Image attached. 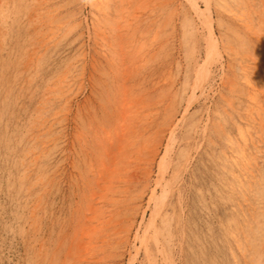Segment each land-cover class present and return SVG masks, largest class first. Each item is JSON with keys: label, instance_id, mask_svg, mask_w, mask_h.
Wrapping results in <instances>:
<instances>
[{"label": "rangeland", "instance_id": "obj_1", "mask_svg": "<svg viewBox=\"0 0 264 264\" xmlns=\"http://www.w3.org/2000/svg\"><path fill=\"white\" fill-rule=\"evenodd\" d=\"M242 1H211L217 56L187 0H0V264H149L136 236L151 227L160 243L151 238L152 251L161 246L173 264H264V88L253 101L248 94L256 89L238 68L264 87V0L248 7L259 38L240 20ZM122 36L121 48L109 47ZM256 56L261 68L251 65ZM210 62L207 82L194 93L198 69L204 76ZM229 75L245 95L230 92ZM120 79L130 87L132 141L124 142L125 172L114 175L122 180L104 181L97 151L117 138L120 118L106 106L122 92ZM98 122L113 125L111 139ZM170 133L175 144L167 149ZM162 172L168 189L155 188Z\"/></svg>", "mask_w": 264, "mask_h": 264}, {"label": "bare ground", "instance_id": "obj_2", "mask_svg": "<svg viewBox=\"0 0 264 264\" xmlns=\"http://www.w3.org/2000/svg\"><path fill=\"white\" fill-rule=\"evenodd\" d=\"M106 1H108V0H106ZM171 1V0H170ZM190 4H191V7H192V10L195 12L194 14L199 18V19H201L202 21H204V24L203 25H205L204 27H205V29H206V31H208L207 33L209 34V39H208V41H209V44L211 45V47H213V49H214V51H215V48L217 47L218 48V45L216 44L215 45V39H214V32L215 31H213V28H212V22H213V16H212V14H211V5H212V0H202L204 3H205V7L204 8H202L201 7V5L199 4V1L200 0H187ZM125 2V1H124ZM139 2V1H138ZM165 2H166V0H165ZM225 2V1H224ZM39 3V2H38ZM37 3V4H38ZM108 3V2H107ZM119 3V2H118ZM121 3V2H120ZM127 3V2H126ZM148 3V2H147ZM146 3V4H147ZM157 3V2H156ZM243 3V4H242ZM262 3H264V2H262ZM30 4V3H29ZM146 4H144V5H146ZM227 4V3H226ZM251 2L249 1V0H246V1H242L241 2V5H242V7H244L245 9L243 10V13H242V15L240 16V20H241V22L242 23H244L248 28H250L251 30H254V33H255V35H254V37H257V38H259L261 35L259 34L260 32H259V29H257L253 24H252V22L249 20V17H248V7H250L251 5ZM129 5V4H128ZM120 6H121V4H120ZM29 8H30V6H28ZM58 7V6H57ZM56 7V8H57ZM122 7H123V5H122ZM150 7V6H149ZM156 7V6H155ZM252 7V6H251ZM27 8V7H26ZM33 8V7H32ZM49 9H51L50 7H48ZM97 8V7H96ZM148 8V7H147ZM253 8V7H252ZM264 8V7H263ZM33 9H36V8H33ZM53 9H55V8H53ZM107 9V8H106ZM105 8H104V10H106ZM146 9V8H145ZM223 9V8H222ZM40 10V9H39ZM39 10H37L36 9V11H39ZM119 10V9H118ZM139 10V9H138ZM231 10H233V9H231ZM49 11V10H48ZM103 11V10H102ZM120 11H122V9L120 10ZM120 11H118V13H120ZM123 11H124V9H123ZM117 12V11H116ZM228 13V12H227ZM232 12H230V14H231ZM236 13V12H235ZM55 14V13H54ZM31 15H33V14H31ZM30 15V16H31ZM53 14H51L50 16H52ZM130 15V14H129ZM168 15V14H167ZM1 16V15H0ZM169 16H172V15H169ZM233 16H235V15H233ZM48 18H49V16H47ZM98 17V16H97ZM236 17V16H235ZM262 17V16H261ZM33 18H34V16H33ZM51 18H53V17H51ZM51 18H50V20H51ZM262 18H264V17H262ZM1 19V18H0ZM4 19H6V18H4ZM36 19V18H35ZM106 19V18H105ZM251 19V18H250ZM261 19V18H260ZM53 20V19H52ZM51 20V21H52ZM165 20V19H164ZM43 21H44V19H43ZM48 20H46L45 22H47ZM60 21V20H59ZM58 21V22H59ZM130 21H131V19H130ZM129 20H128V22L127 23H129L130 22ZM166 21V20H165ZM109 22V21H108ZM40 23V22H39ZM49 23H51L50 21H49ZM263 23H264V19H263ZM41 24H43V23H41ZM59 24V23H58ZM94 24V23H93ZM110 24V23H109ZM113 24H114V21H113ZM120 24V23H119ZM124 24V23H123ZM153 24V23H152ZM161 24V23H160ZM163 24H165V22L163 23ZM198 24V23H197ZM112 25V24H111ZM130 25V24H129ZM129 25H127V26H129ZM34 26H36L35 24H34ZM115 26V25H114ZM116 26H118V24H116ZM115 26V27H116ZM120 26V25H119ZM118 26V27H119ZM126 25L124 26V27H127ZM162 26V25H161ZM118 27H116L117 28V30H118ZM121 27V26H120ZM246 27V28H247ZM56 28V27H55ZM149 28V27H148ZM240 28V27H239ZM36 29V28H35ZM38 29V28H37ZM56 29H59L58 27L56 28ZM101 29V28H100ZM122 29H123V27H122ZM41 30V29H40ZM44 30V29H43ZM52 30H53V28H52ZM51 31V30H50ZM57 31V30H56ZM55 31V32H56ZM103 31V30H102ZM112 31H114V30H112ZM119 32V31H118ZM42 33V32H41ZM103 33V32H102ZM116 33H117V31H116ZM57 34V33H56ZM118 34V33H117ZM55 35V34H54ZM105 35V34H104ZM114 35V34H113ZM112 35V36H113ZM120 35H123V34H120ZM130 35V34H129ZM157 35H158V33H157ZM106 36V35H105ZM119 36V35H118ZM55 37H56V35H55ZM123 37V36H122ZM157 37V36H156ZM208 37V36H207ZM43 38V37H42ZM117 37H115V39H116ZM151 38H153V37H151ZM247 38V37H246ZM47 39V38H46ZM106 39V38H105ZM122 40L121 41H118L117 39V41H118V43H115V41H109V42H112L111 44L112 45H110V43L108 44L109 45V47L110 46H116V47H119V48H121V45L122 44H124L122 41L124 40V37L123 38H121ZM112 40H114V39H112ZM264 40V39H263ZM47 41V40H46ZM106 41V40H105ZM108 41V40H107ZM126 41V40H125ZM151 41V40H150ZM163 41V40H162ZM168 41V40H167ZM207 41V42H208ZM260 41H262V40H260ZM131 42V41H130ZM253 42H255V41H253ZM264 42V41H263ZM122 43V44H121ZM161 43V42H160ZM163 43H165V42H163ZM257 43H258V41H257ZM41 44V43H40ZM121 44V45H120ZM38 45V44H37ZM140 45H143V44H140ZM161 45V44H160ZM3 46V45H2ZM32 46V45H31ZM34 46V45H33ZM221 46V45H220ZM47 47V46H46ZM108 47V48H109ZM139 47V46H138ZM210 47V46H209ZM255 47V46H254ZM28 48V47H27ZM31 48V47H30ZM38 48V47H37ZM111 48V47H110ZM257 48V47H256ZM39 49V48H38ZM123 49V48H122ZM122 49H119L118 51H120V52H118V56H120V57H124L125 56V54L124 53H122L121 52V50ZM129 49V48H128ZM140 49H141V47H140ZM144 49V48H143ZM146 49V48H145ZM30 50V49H29ZM35 50V49H34ZM40 50V49H39ZM115 50H116V48H115ZM219 50V49H218ZM230 50V49H229ZM231 50H232V48H231ZM257 50V49H256ZM259 50V49H258ZM33 51V50H32ZM36 51H37V49H36ZM108 51H110V50H108ZM111 51H112V49H111ZM124 51H126V50H124ZM138 51H139V48H138ZM224 51V50H223ZM30 52V51H29ZM28 52V53H29ZM140 52V51H139ZM138 52V53H139ZM220 52V50L218 51V53ZM34 53V52H33ZM36 53V52H35ZM99 53V52H98ZM105 53V52H104ZM137 53V52H136ZM137 53V54H138ZM222 53V52H221ZM229 53V52H228ZM144 54H145V52H144ZM215 54L217 55V52L215 51ZM214 54V56H216ZM35 55V54H34ZM134 55H135V52H134ZM242 55V54H241ZM36 56V55H35ZM34 56V57H35ZM103 56V55H102ZM104 56H106V55H104ZM116 56H117V54H116ZM136 56V55H135ZM145 56V55H144ZM218 56V55H217ZM247 56V55H246ZM32 57V56H31ZM130 57V56H129ZM129 57H128V59L127 60H129ZM141 57V56H140ZM220 57H221V55H220ZM223 57V56H222ZM232 57V56H231ZM114 58V57H113ZM116 58V57H115ZM118 58V57H117ZM131 58V57H130ZM132 58H133V55H132ZM143 58V57H142ZM211 58L212 57H209V60H211ZM218 58V57H217ZM141 59V58H140ZM236 59V58H235ZM245 58H243L242 60H244ZM27 60H28V58H27ZM31 60V59H30ZM124 60V59H123ZM137 60V59H136ZM208 58H207V60H206V62L205 63H207L208 61ZM214 60V59H213ZM213 60H212V62H213ZM252 64L251 65H254L256 68H261L260 67V63H262L259 59H258V57L256 56V57H254V58H252ZM108 61H110V60H108ZM118 61H119V59H118ZM216 61V60H215ZM219 61V63H220V60H219V58L217 59V61L216 62H218ZM240 61V60H239ZM237 62V63H240V62ZM121 62V61H120ZM124 62V61H123ZM131 62V61H130ZM143 62V61H142ZM141 62V63H142ZM212 62H210L209 64H206L205 65V68H203V71H204V76H203V74L201 75L200 73L202 72V70H199L198 69V71H197V81L195 82V85H194V87H193V92L195 93V91H196V89L198 88H203L204 87V82H207V81H205L206 80V77H208L210 74H211V66L212 65H210V64H212ZM35 63V62H34ZM122 64H124L123 66L125 67V63H122ZM213 64H214V62H213ZM247 64H248V62H247ZM28 65V64H27ZM36 65V64H35ZM72 65V64H71ZM111 65L112 64H110V67H111ZM193 65V64H192ZM215 65V64H214ZM241 65V64H240ZM129 65L128 64H126V69H127V67H128ZM263 66V65H262ZM133 67V66H132ZM232 67V66H231ZM230 67V68H231ZM122 68V67H121ZM134 68V67H133ZM132 68V69H133ZM137 68V67H136ZM238 68H240V74H241V76H240V78L242 77L243 78V80L245 81V83H247L246 85L248 86V89H250V90H252L253 88L254 89H256L254 92H249L250 94H248V96L253 100V101H255V100H258V95H259V93H261V92H263V88L264 87H261V86H259V84L258 85H256V84H254V82L251 80L252 78H251V76L248 74V72L246 71L247 69H245V68H243L242 66L240 67V66H238ZM238 68H237V70H238ZM112 69V68H111ZM113 69H114V67H113ZM120 69V68H119ZM118 69V70H119ZM125 69V68H124ZM128 70V72H131V71H129V68L127 69ZM127 70L125 71H123V73L125 72H127ZM264 70V69H263ZM114 71V70H113ZM223 71V70H222ZM232 71V70H231ZM107 72V71H106ZM110 72V71H109ZM122 72V71H121ZM133 72V71H132ZM132 72H131V74H132ZM230 72V71H229ZM113 73V72H112ZM235 73H237V72H235ZM234 73V74H235ZM259 73V72H258ZM261 73V72H260ZM106 74V73H105ZM196 74V73H195ZM199 74L201 75V79L199 80L198 79V76H199ZM73 75V74H72ZM116 75V74H115ZM217 75V74H216ZM256 75V74H255ZM262 76L264 75V74H261ZM64 76V75H63ZM203 76V77H202ZM231 76V78L229 79V81H228V87H229V90H230V92H232V93H234L235 94V92L236 93H239V94H242V95H245L246 94V91L245 90H243L242 88H240V89H242L243 90V92H240L239 91V87H236L237 86V84H238V76L237 75H234V76H232V75H229L228 77H230ZM112 77V76H111ZM116 77H117V75H116ZM115 77V78H116ZM124 77H127L126 79H129V76L127 75V76H124ZM133 77V76H132ZM255 77V76H254ZM59 78V77H58ZM109 78V77H108ZM114 78V79H115ZM118 78V77H117ZM116 78V79H117ZM120 78H122V77H120ZM263 78V77H262ZM126 79H120L119 81H118V85H119V90L120 91H122L121 93H119L118 94V96L116 95V97H114L113 98V100L111 101V98H110V100H109V102L107 103L108 104V106H106L107 108L106 109H108L107 111V114L109 115V113H111V114H114V113H117V115H118V117L120 118V121H121V123H120V127L119 128H117V130L116 131H118L117 133H116V139H111V135H112V132H113V125L111 126V124H109V125H104V123L103 124H100L99 122V124L102 126V125H104V126H106V128H105V130H104V132L102 131V133H104V134H107L108 135V137H110L109 139H111L109 142H105V143H103V141L102 142H100V140L98 141L97 140V142H100L101 144H99V143H97V144H99L98 145V148L100 149V152L99 151H97L99 154L97 155L98 157H97V162L100 164V166H101V173H102V179L104 180V181H106V180H108L107 178L109 177V178H111L110 180H114V178H116V177H118V176H114V175H119L120 176V173H122V172H125L124 170H125V168H123V164H125V162L126 161H128V160H126V152L127 151H129L128 149H126V146L127 145H125V143H129V142H131L130 140H129V138L127 137V135H126V132H127V126H128V120H129V112H130V109L132 108L131 107V104H130V102H132V101H130L129 102V97H130V92H129V85H128V81L126 80ZM205 79V80H204ZM118 80V79H117ZM130 80V79H129ZM208 80V79H207ZM62 81V80H61ZM114 81H116V80H114ZM51 83V82H50ZM97 83V82H96ZM99 83V82H98ZM120 83V84H119ZM133 83V82H132ZM245 83L243 84V85H241V86H244L245 85ZM206 84V83H205ZM208 84V83H207ZM133 86V85H132ZM149 86V85H148ZM208 86V85H207ZM240 86V87H241ZM57 87H58V85H57ZM104 87V86H103ZM107 87H109V85L107 86ZM106 87V88H107ZM106 88H105V90H106ZM116 88V87H115ZM96 90H98V89H96ZM114 90V89H113ZM117 90V89H116ZM203 90V89H202ZM205 90H206V87H205ZM201 91V90H200ZM64 92V91H63ZM192 92V93H193ZM197 92V91H196ZM204 92V91H203ZM202 92V93H203ZM110 93V92H109ZM114 93H115V90H114ZM206 93V92H205ZM57 94V93H56ZM64 94H65V92H64ZM264 94V93H263ZM97 95V94H96ZM107 95H108V93H107ZM111 95V94H110ZM133 95V94H132ZM202 95V94H201ZM223 95V94H222ZM63 96V95H62ZM98 96V95H97ZM167 96V95H166ZM195 96V95H194ZM227 96V95H226ZM67 97V96H66ZM141 97V96H140ZM104 98V97H103ZM228 98H230V97H228ZM105 99V98H104ZM138 99V98H137ZM143 99V98H142ZM233 99V98H232ZM231 99V100H232ZM239 99V98H238ZM65 100V99H64ZM134 100H136V99H134ZM139 100V99H138ZM154 100V99H153ZM227 100V99H226ZM240 100H242V98L240 97ZM100 102V101H99ZM134 102V101H133ZM173 102V101H172ZM188 102V101H187ZM258 102L259 101H257V104H258ZM103 103V102H102ZM171 103V102H170ZM189 103V102H188ZM191 103V102H190ZM262 103V102H261ZM113 104V105H112ZM134 104V103H133ZM142 104V103H141ZM159 104V103H158ZM187 104V103H186ZM260 104V103H259ZM54 105V104H53ZM168 105V104H167ZM52 106V105H51ZM113 106V107H112ZM133 106V105H132ZM136 106V105H135ZM141 106V105H140ZM147 106V105H146ZM229 106H230V103H229ZM260 106H261V104H260ZM260 106H258L260 109H261V107ZM264 106V105H263ZM50 107V106H49ZM137 107V106H136ZM142 107V106H141ZM254 107V106H253ZM225 108V107H224ZM230 108H231V106H230ZM258 108V109H259ZM263 108V107H262ZM88 109V108H87ZM106 109H105V111H106ZM226 110V109H225ZM56 111H58V110H56ZM103 111H104V109H103ZM136 111H137V109H136ZM138 111H139V109H138ZM264 111V110H263ZM145 112V111H144ZM154 112V111H153ZM104 113V112H103ZM143 113V112H142ZM56 114V113H55ZM54 114V115H55ZM60 114H62V113H60ZM141 114V113H140ZM145 114V113H144ZM184 114V113H183ZM257 114L258 115H262V112H260V110H257ZM97 115V114H96ZM95 115V116H96ZM132 115V114H131ZM143 115V114H142ZM133 116V115H132ZM135 116V115H134ZM138 116V115H137ZM140 116V115H139ZM138 116V117H139ZM145 116H147V115H145ZM253 117H254V115H252ZM53 117V116H52ZM105 117V116H104ZM110 117V116H109ZM136 117V116H135ZM159 117V116H158ZM45 118V117H44ZM56 118V117H55ZM55 118H53V119H55ZM59 118V117H58ZM58 118H56V119H58ZM83 118V117H82ZM97 118V117H96ZM119 118H118V120H119ZM140 118V117H139ZM156 118V117H155ZM46 119V118H45ZM80 119V118H79ZM85 119V118H84ZM105 119H107V118H105ZM104 119V121H106ZM134 119V118H133ZM52 120V119H51ZM50 120V121H51ZM99 120V119H98ZM97 120V121H98ZM116 120V119H115ZM135 120H138V119H135ZM49 121V122H50ZM54 121V120H53ZM56 121V120H55ZM95 121H96V119H95ZM114 121V120H113ZM205 121V120H204ZM222 121V120H221ZM261 121V120H260ZM260 121H259V123H260ZM78 122V121H77ZM109 122V121H108ZM107 122V123H108ZM234 122V121H233ZM240 122V121H239ZM41 123V122H40ZM91 123V122H90ZM119 123V122H118ZM135 122L133 121V123H131V124H134ZM50 124H52V122L50 123ZM50 124H48V125H50ZM96 124V123H95ZM85 125V124H84ZM122 125V126H121ZM130 125V124H129ZM156 125V124H155ZM228 125V124H227ZM262 125H263V123H262ZM43 126V125H42ZM93 126V125H92ZM91 126V127H92ZM132 126V125H131ZM141 126V125H140ZM204 126V125H203ZM207 126V125H206ZM91 127H89L90 129H91ZM96 127H98V126H96ZM166 127V126H165ZM46 128V127H45ZM45 128H43L44 130H45ZM93 128V127H92ZM131 128H133V127H131ZM173 128V127H172ZM38 129V128H37ZM79 129V128H78ZM83 129V128H82ZM103 129V128H102ZM116 129V128H115ZM130 129V128H129ZM128 129V130H129ZM138 129V128H137ZM136 129V130H137ZM207 129V128H206ZM220 129V128H219ZM223 129V128H222ZM93 130V129H92ZM99 130H101V129H99ZM158 130V129H157ZM167 130V129H166ZM169 130V129H168ZM40 131V130H39ZM94 131V130H93ZM92 131V132H93ZM98 131V130H97ZM115 131V130H114ZM40 132H42V131H40ZM78 132H80V131H78ZM94 132H96V130L94 131ZM101 132V131H100ZM99 132V133H100ZM133 132H135V131H133ZM158 132V131H157ZM156 132V133H157ZM220 132V131H219ZM226 132V131H225ZM263 132V131H262ZM81 133V132H80ZM99 133H97V135L99 134ZM156 133H154V134H156ZM163 133V132H162ZM172 133V132H171ZM171 133H170V135H171ZM85 134V133H84ZM136 134H139V132L137 133V131H136ZM141 134V133H140ZM173 134H174V132H173ZM173 134L170 136V138H169V144L167 143V145H168V147H167V149H169V148H173V146H171V144H172V138H175L174 136H173ZM229 134V133H228ZM252 134V133H251ZM260 134V133H259ZM37 135H39V134H37ZM90 135H91V133H90ZM96 135V136H97ZM100 136H101V134H99ZM98 135V136H99ZM261 135V134H260ZM80 136V135H79ZM92 136H93V134H92ZM91 136V137H92ZM166 136V135H165ZM164 136V137H165ZM55 137V136H54ZM58 137V136H57ZM60 137H62V136H60ZM90 137V136H89ZM104 137H106L105 135H104ZM205 137V136H204ZM223 137H225V136H223ZM228 137V136H227ZM238 137V136H237ZM242 137V136H241ZM98 137H94L93 138V141H94V139H97ZM113 138H114V136H113ZM146 138V137H145ZM155 138H156V136H155ZM229 138V137H228ZM262 138V137H261ZM100 139H102V137L100 138ZM134 139H136V137L134 138ZM139 139V138H138ZM179 139V138H178ZM175 140V139H174ZM177 140V139H176ZM57 141V140H56ZM96 141V140H95ZM94 141V142H95ZM197 141V140H196ZM42 142H45V141H42ZM92 142V141H91ZM125 142V143H124ZM134 142V141H133ZM174 142H176V141H174ZM244 142H246V141H244ZM84 143V142H83ZM86 143V142H85ZM124 143V144H123ZM236 143V142H235ZM239 143V142H238ZM93 144V143H92ZM96 144V145H97ZM130 144V143H129ZM128 144V145H129ZM175 143H173L172 145H174ZM81 145V144H80ZM131 145V144H130ZM129 145V146H130ZM135 145V144H134ZM146 145V144H145ZM254 145H255V143H254ZM82 146V145H81ZM80 146V147H81ZM92 146V145H91ZM90 146V147H91ZM147 146V145H146ZM171 146V147H170ZM179 146V145H178ZM238 146H240V145H238ZM49 147V146H48ZM87 147V146H86ZM85 147V148H86ZM93 147V146H92ZM136 147V146H135ZM135 147H134V149H135ZM43 148V147H42ZM96 148H97V146H96ZM132 148V147H131ZM151 148V147H150ZM150 148H148V150L150 149ZM154 148H156V147H154ZM240 148V147H239ZM250 148V147H249ZM84 149V148H83ZM130 149V148H129ZM224 149V148H223ZM241 149V148H240ZM82 150V149H81ZM132 150V149H131ZM140 150V149H139ZM166 150V149H165ZM45 151V150H44ZM93 151H95V149H93ZM138 151V150H137ZM242 151V150H241ZM132 152V151H131ZM151 152V151H150ZM168 152V151H167ZM192 152V151H191ZM243 152H245V151H243ZM94 153V152H93ZM92 153V154H93ZM173 153V152H172ZM86 154V153H85ZM96 154V153H95ZM167 154H169V153H167ZM192 154V153H191ZM238 154V153H237ZM8 155V154H7ZM94 155V154H93ZM132 155V154H131ZM169 155H171V153L169 154ZM128 156H129V154H128ZM137 156V155H136ZM96 157V156H95ZM166 157H168L169 158V156H166ZM130 158V157H129ZM128 158V159H129ZM167 158V159H168ZM91 159V158H90ZM132 159H134V158H132ZM132 159H129V161L130 160H132ZM170 159V158H169ZM169 159L168 160H166V161H162L161 160V162H169ZM163 160H165V159H163ZM193 160V159H192ZM234 161H235V159H233ZM134 161V160H133ZM237 162V161H236ZM79 163V162H78ZM133 163V162H132ZM131 163V164H132ZM171 163V162H170ZM169 163V164H170ZM88 164H89V162H88ZM92 164H93V162H92ZM138 164V163H137ZM169 164H168V166L167 165H165V166H167L166 168H168L169 167ZM96 165V164H95ZM126 165V164H125ZM258 165V164H257ZM97 166V165H96ZM161 166V165H160ZM125 167V166H124ZM139 167V166H138ZM137 167V168H138ZM163 167V166H162ZM238 167V166H237ZM98 168V167H97ZM149 168V167H148ZM148 168H146V169H148ZM165 168V167H164ZM141 169V168H140ZM226 169H227V167H226ZM162 170V169H161ZM166 170V169H165ZM247 170V169H246ZM128 171V170H127ZM129 171H131V170H129ZM134 171V170H133ZM163 171H164V169H163ZM168 171V170H167ZM166 171V172H167ZM100 172V170L98 171V174H101V173H99ZM132 172V171H131ZM166 172H162L163 174H162V176L159 174V176H158V178L156 179V186H155V188H157V186H162L163 188H167V187H169L170 185V182H169V180H170V176H169V174H168V176H169V180L167 179V177H166V175H165V173ZM134 173V172H133ZM152 173V172H151ZM160 173V172H159ZM233 173V172H232ZM92 174V173H91ZM126 174V173H125ZM184 174V173H183ZM103 175H104V178H103ZM121 175H124V173L123 174H121ZM128 175H130V174H128ZM136 175V174H135ZM138 176V175H137ZM141 176V175H140ZM93 177V176H92ZM121 177V176H120ZM120 177H118L119 179H118V181L119 180H122ZM157 177V176H156ZM172 177V176H171ZM44 178V177H43ZM91 178V177H90ZM126 178V177H125ZM124 178V179H125ZM100 180H101V178H99ZM123 179V180H124ZM129 179H130V177H129ZM91 180V179H90ZM99 180V181H100ZM127 180V179H126ZM139 180V179H138ZM191 180V179H190ZM53 181V180H52ZM99 181H97V182H99ZM189 181V180H188ZM47 182V181H46ZM87 182V181H86ZM93 182V181H92ZM102 182V181H101ZM138 182V181H137ZM87 183H89V182H87ZM109 183H111V181H109ZM109 183H107V184H109ZM128 183H130V182H128ZM92 184V183H91ZM95 184V183H94ZM94 184H92V186H96V185H94ZM97 184H99V183H97ZM106 184V185H107ZM42 185V184H41ZM83 185H85V183L83 184ZM104 185V184H103ZM105 185V186H106ZM112 185H114V184H111V186ZM132 185V184H131ZM135 185V184H134ZM145 185V184H144ZM169 185V186H168ZM261 185V184H260ZM104 186V187H105ZM123 186V185H122ZM141 186V185H140ZM142 186H143V184H142ZM89 187V186H88ZM99 187H100V184H99ZM101 187H103V186H101ZM109 187V186H108ZM93 188V187H92ZM114 188V187H113ZM113 188H111V189H113ZM151 188V187H150ZM154 188V190H153V196L151 197V199H154L155 198V194H156V191H158V190H156ZM163 188H161V189H163ZM170 188V187H169ZM74 189V188H73ZM122 189V188H121ZM124 189H125V187H124ZM168 189V188H167ZM92 190V189H91ZM95 190V189H94ZM94 190H92V192L94 191ZM96 191H99V190H96ZM107 191H108V189H107ZM110 191V190H109ZM164 191V190H163ZM169 191V190H168ZM82 192V191H81ZM104 192H106V191H104ZM120 192V191H119ZM152 192V191H151ZM96 193V192H95ZM94 193V195H96ZM169 192H167V193H165V194H168ZM74 194V193H73ZM86 194H88V193H86ZM99 194V193H98ZM105 194V193H104ZM124 194H126V193H124ZM158 194V193H157ZM93 195V196H94ZM106 195H107V193H106ZM163 195V194H162ZM238 195V194H237ZM100 196H101V194H100ZM110 196V195H109ZM109 196H107V197H109ZM158 196V195H157ZM166 195H164V197H165ZM168 196V195H167ZM240 196V195H239ZM92 197V196H91ZM95 197V196H94ZM102 197H104L103 195H102ZM101 198V197H100ZM100 198H97V199H99V200H101ZM110 198V197H109ZM111 198H114V197H111ZM117 198V197H116ZM159 198V197H158ZM96 199V200H97ZM106 199H108V198H106ZM150 199V201H152ZM156 199V198H155ZM160 199V201L159 202H162L163 200H162V198H159ZM163 199H166V197L165 198H163ZM89 200V199H88ZM95 200V201H96ZM136 200V199H135ZM157 200V199H156ZM111 201V200H110ZM149 201V202H150ZM125 202V201H124ZM128 202V201H127ZM142 202V201H141ZM153 202H154V200H153ZM156 202H158V201H156ZM38 203V202H37ZM92 203V202H91ZM246 203V202H245ZM128 204V203H127ZM93 205V204H92ZM91 205V206H92ZM136 205V204H135ZM153 205H154V203H153ZM161 205V204H160ZM164 205V204H163ZM95 206V205H94ZM106 206V205H105ZM155 206V205H154ZM234 207V206H233ZM86 208V207H85ZM91 208V207H90ZM93 208V207H92ZM104 208V207H103ZM119 208V207H118ZM242 208V207H241ZM96 211H99L98 210V208L97 207H95L94 208ZM117 209V208H116ZM34 210V209H33ZM92 210V209H91ZM240 210V209H239ZM241 210H243V209H241ZM153 211V210H152ZM91 212V211H90ZM111 212V211H110ZM103 213V212H102ZM159 213H160V211H159ZM184 213V212H183ZM96 214V213H95ZM100 214V213H99ZM108 214V213H107ZM91 215V214H90ZM101 215V214H100ZM152 215V214H151ZM239 215V214H238ZM237 215V216H238ZM89 216V215H88ZM94 216V215H93ZM102 216H104V215H102ZM235 216V215H234ZM91 217H92V215H91ZM111 217V216H110ZM120 217V216H119ZM93 218V217H92ZM230 218V217H229ZM91 219V218H90ZM95 219V218H94ZM133 219V218H132ZM92 220V219H91ZM101 220V219H100ZM98 221V220H97ZM109 221V220H108ZM107 221V222H108ZM233 221V220H232ZM99 222V221H98ZM117 222V221H116ZM153 222V221H152ZM90 224V223H89ZM151 224V223H150ZM85 226H87V224H84ZM105 225V224H104ZM123 225V224H122ZM259 225V224H258ZM83 226V225H82ZM150 227H151V225H150ZM90 228H93V227H90ZM118 228V227H117ZM87 229H89V228H83L82 230H81V233H82V235L83 236H85V233L87 232L88 233V231L89 230H87ZM120 229V228H119ZM118 229V230H119ZM153 230V227H151V228H146V231H145V233H144V235H141V236H139L138 234H137V236L136 237H138V238H140V240L142 241V243L145 245V252H146V257H147V260H148V262H149V264H173L172 263V261H170L169 259H167L165 256H164V254H165V251H164V249H162V247L160 246H158V252H156V254H155V252H153L152 251V248L150 247V244H149V242H150V239L151 238H153L155 241H156V244L157 245H159L160 243H159V241H158V236H157V234L156 233H151L150 231H152ZM77 230V229H76ZM87 230V231H86ZM105 231H107L106 229H105ZM154 231V230H153ZM93 232V231H92ZM98 232V234H99V231H97ZM103 232H104V230H103ZM112 232V231H111ZM90 233V232H89ZM88 233V235H90V237L93 235H91V233L89 234ZM95 234V233H94ZM97 234V235H98ZM76 235V234H75ZM87 235V234H86ZM87 235V236H88ZM127 235V234H126ZM125 236V235H124ZM123 236V237H124ZM77 237V236H76ZM75 236H74V239L76 238ZM82 237V236H81ZM81 237H79V238H81ZM101 237H103V236H101ZM94 238V237H93ZM104 238V237H103ZM253 238V237H252ZM71 239H73V238H71ZM102 239V238H101ZM107 239V238H106ZM97 240V239H96ZM95 241V240H94ZM133 241V240H132ZM59 242V241H58ZM74 242V241H73ZM42 243V242H41ZM78 243V242H77ZM62 244V243H61ZM74 244V243H73ZM80 244V243H79ZM92 244H93V242H92ZM102 244V243H101ZM175 244V243H174ZM94 245H95V243H94ZM97 245V244H96ZM75 246V245H74ZM74 246H71V247H74ZM77 246V245H76ZM42 247V246H41ZM90 247H92V245H91V243H90ZM89 247V248H90ZM60 248V247H59ZM81 248V247H80ZM89 248H87L86 246L84 247V250H89ZM141 248V247H140ZM83 250V251H84ZM82 251V250H81ZM44 252H46V251H44ZM57 252V251H56ZM77 252V251H76ZM78 252H80V250L78 251ZM66 254H68V253H66ZM88 254V253H87ZM86 254V255H87ZM91 254V253H90ZM169 254V253H168ZM59 255V254H58ZM69 255H72V253L71 254H69ZM138 255V254H137ZM170 255V254H169ZM90 256V255H89ZM101 256V255H100ZM82 257H83V259H87V258H84V256L82 255ZM140 257V256H139ZM102 258V257H101ZM63 259V258H62ZM69 259H70V257H69ZM71 259H72V257H71ZM79 259V258H78ZM81 259V258H80ZM79 259V260H80ZM74 260H75V258H74ZM97 260V259H96ZM63 264V263H62ZM77 264V263H76ZM80 264H82V263H80Z\"/></svg>", "mask_w": 264, "mask_h": 264}]
</instances>
